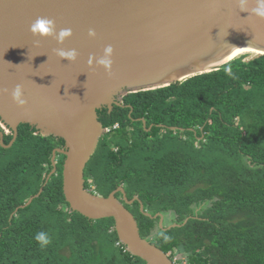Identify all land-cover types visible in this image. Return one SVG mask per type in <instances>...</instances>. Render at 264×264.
Here are the masks:
<instances>
[{
	"label": "trees",
	"instance_id": "obj_1",
	"mask_svg": "<svg viewBox=\"0 0 264 264\" xmlns=\"http://www.w3.org/2000/svg\"><path fill=\"white\" fill-rule=\"evenodd\" d=\"M98 117L110 132L85 169L86 189L108 197L122 187L152 216H170L172 225L189 219L164 231L139 202L126 205L141 237L170 259L264 264V55L128 94L122 106L103 108ZM0 132L9 145L13 132L1 125ZM37 133L21 125L11 148L0 143V264H146L120 243L114 219L71 211L64 156L45 186L53 152L65 142ZM40 231L51 239L44 248L34 239Z\"/></svg>",
	"mask_w": 264,
	"mask_h": 264
},
{
	"label": "water",
	"instance_id": "obj_2",
	"mask_svg": "<svg viewBox=\"0 0 264 264\" xmlns=\"http://www.w3.org/2000/svg\"><path fill=\"white\" fill-rule=\"evenodd\" d=\"M256 7V0H0V122L13 132L9 145L0 132L2 147L14 145L21 125L62 139L65 148L54 150L45 186L64 156L63 192L72 212L93 221L114 219L120 243L146 264H176L141 237L126 205L139 202L140 211L159 219L164 231L189 219L165 228L163 214L145 212L139 198L129 201L122 187L108 197L85 188V169L106 134L98 111L122 106L128 94L168 87L264 53V17L253 14ZM38 17L53 20L57 32L70 28L73 36L63 44L52 37L37 40L30 26ZM108 46L114 49L111 71L89 63L90 57H103ZM61 48L75 49L77 59L60 58ZM18 84L23 107L11 95Z\"/></svg>",
	"mask_w": 264,
	"mask_h": 264
},
{
	"label": "clouds",
	"instance_id": "obj_3",
	"mask_svg": "<svg viewBox=\"0 0 264 264\" xmlns=\"http://www.w3.org/2000/svg\"><path fill=\"white\" fill-rule=\"evenodd\" d=\"M257 7L252 9V12L254 15L258 17H264V0H256ZM30 31L34 37L39 39H44L47 37H52L55 39L59 44H63L66 39L73 36V32L70 28H62L57 32L56 24L53 20L44 18V17H38L30 26ZM89 35L91 37H95L96 33L94 30L89 31ZM114 49L111 46H108L104 49V56L101 58L97 57H90L89 63H92L95 61L98 65H101L104 67L106 71H111V67L113 64L112 61V55H113ZM57 55L60 58L67 59L69 61H75L77 59L78 53L75 49L71 50H64V49H58ZM12 99L14 102L19 105L20 107H23L26 105V100L24 99V89L21 85H16L14 90L11 93ZM34 239L39 243V245L44 248L47 245L51 243V239L49 235L46 232L40 231L35 234Z\"/></svg>",
	"mask_w": 264,
	"mask_h": 264
},
{
	"label": "rangeland",
	"instance_id": "obj_4",
	"mask_svg": "<svg viewBox=\"0 0 264 264\" xmlns=\"http://www.w3.org/2000/svg\"><path fill=\"white\" fill-rule=\"evenodd\" d=\"M257 57H258V56H254V57H252V58L245 59V61L248 62V61H251V60H253V59L257 58ZM0 125H1L2 129L4 130L5 134H7V135H10V134H11V130H10V129H8V128H7L5 125H3L1 122H0ZM91 181H92V180H91ZM92 189H94V186L92 187ZM170 225H172V223H171V217H170V216H165L164 226H165V227H168V226H170ZM178 258H179V257H178ZM178 258L173 259V261L177 262V264H186L185 261H179Z\"/></svg>",
	"mask_w": 264,
	"mask_h": 264
},
{
	"label": "built area",
	"instance_id": "obj_5",
	"mask_svg": "<svg viewBox=\"0 0 264 264\" xmlns=\"http://www.w3.org/2000/svg\"><path fill=\"white\" fill-rule=\"evenodd\" d=\"M119 128V125L117 124V125H115L114 127H113V129L115 130V129H118ZM110 132V129H106V133H109ZM175 262V261H174ZM176 263V262H175Z\"/></svg>",
	"mask_w": 264,
	"mask_h": 264
},
{
	"label": "flooded vegetation",
	"instance_id": "obj_6",
	"mask_svg": "<svg viewBox=\"0 0 264 264\" xmlns=\"http://www.w3.org/2000/svg\"><path fill=\"white\" fill-rule=\"evenodd\" d=\"M132 206V205H131ZM164 220H165V215H164ZM158 226H159V220H158ZM157 233V230H155V232H154V234H156ZM170 258V257H169ZM173 260V259H172ZM176 264H177V262H176Z\"/></svg>",
	"mask_w": 264,
	"mask_h": 264
},
{
	"label": "bare ground",
	"instance_id": "obj_7",
	"mask_svg": "<svg viewBox=\"0 0 264 264\" xmlns=\"http://www.w3.org/2000/svg\"><path fill=\"white\" fill-rule=\"evenodd\" d=\"M261 55H264V53L262 52V53H260V54H258V55H256V56H258V57H259V56H261Z\"/></svg>",
	"mask_w": 264,
	"mask_h": 264
}]
</instances>
